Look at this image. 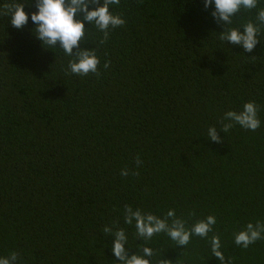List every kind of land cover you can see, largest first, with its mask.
I'll return each instance as SVG.
<instances>
[{"label":"trees","instance_id":"16d2710c","mask_svg":"<svg viewBox=\"0 0 264 264\" xmlns=\"http://www.w3.org/2000/svg\"><path fill=\"white\" fill-rule=\"evenodd\" d=\"M17 2L36 11L35 0H0ZM103 2L88 0L89 8ZM260 9L264 0L224 21L202 0H120L110 11L124 24L105 39L85 22L73 48L99 58L87 75L70 72L75 57L59 41L43 46L30 19L18 29L0 11V256L14 252V264H123L112 251L123 231L124 256L149 248V264H264V231L246 248L234 242L249 222L264 225ZM248 23L257 29L251 51L221 39ZM248 101L260 126L226 129L225 112ZM128 207L169 226L190 229L209 215L216 223L207 237L181 245L166 231L138 234L135 220L126 222ZM213 236L223 259L211 252Z\"/></svg>","mask_w":264,"mask_h":264},{"label":"clouds","instance_id":"9594fccd","mask_svg":"<svg viewBox=\"0 0 264 264\" xmlns=\"http://www.w3.org/2000/svg\"><path fill=\"white\" fill-rule=\"evenodd\" d=\"M92 2L95 3L96 0H92ZM257 2L258 0H202L205 8L214 5L213 15L219 14V18L224 21H227L241 6L255 8ZM119 3L120 0H104L98 6L89 8L88 0H35L36 11L30 14L25 11V2L0 3V11L7 15L11 25L18 29L26 25L30 19L34 25V32L37 38L42 41L43 46L54 48L59 41V48L63 49L64 54L75 57L68 64L70 72L87 75L90 72H97L99 58L91 49H79L73 55V48L85 37V22L94 24L104 33L105 39L110 27L123 25L124 19L110 11V6H117ZM80 12L84 13L83 19L76 18ZM258 18L264 21V9L259 10ZM221 39H227L234 44L241 45L246 51H251L257 43V29L254 24L248 23L242 32L232 29ZM104 66L107 67V63ZM257 112L258 106L254 102H245L241 111L229 110L225 112L224 119L229 122L225 128L231 127V122H235L242 128L254 131L261 123ZM208 135L213 140H218L214 127L208 128ZM127 174L126 169L121 170L122 176ZM125 211L127 213L126 222L131 223L134 219L138 234L150 238L154 233L166 231L172 241L181 245H187L193 235L207 237L208 233L212 231V226L216 223V218L209 215L194 223L190 229H186L179 221L169 226L163 219L151 213H142L140 210L133 211L131 207ZM167 215L173 216L174 210L169 209ZM262 231H264V225H261L259 221L255 225L249 222L243 230L236 233L234 242L246 248L261 237ZM124 240L123 231H118L112 244L114 255L120 257L123 264H149L145 257L152 255L151 249L145 248L143 256L133 254L126 257L124 256ZM210 248L213 255L223 259L218 236L211 238ZM16 261L17 255L14 252L9 256H0V264H14Z\"/></svg>","mask_w":264,"mask_h":264}]
</instances>
